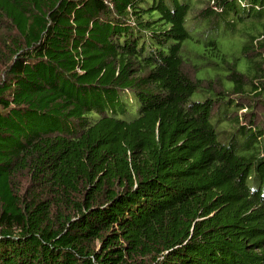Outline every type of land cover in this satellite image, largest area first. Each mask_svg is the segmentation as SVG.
<instances>
[{
  "label": "trees",
  "instance_id": "trees-1",
  "mask_svg": "<svg viewBox=\"0 0 264 264\" xmlns=\"http://www.w3.org/2000/svg\"><path fill=\"white\" fill-rule=\"evenodd\" d=\"M259 114L264 0H0V264H264Z\"/></svg>",
  "mask_w": 264,
  "mask_h": 264
},
{
  "label": "rangeland",
  "instance_id": "rangeland-1",
  "mask_svg": "<svg viewBox=\"0 0 264 264\" xmlns=\"http://www.w3.org/2000/svg\"><path fill=\"white\" fill-rule=\"evenodd\" d=\"M226 47L228 48V50L224 49V53L226 54V56L228 57L229 60H232L234 58L238 59L237 64L239 66V68H242L245 66V64L247 63L245 58L241 56V45H242V40L239 42H235L233 40H229L225 42ZM190 51L188 53H186V57L188 60H190L193 64L198 66V71L196 74V77L198 79L204 80V79H210L213 77V72L210 68H208L207 66L201 64V61L197 59V55L194 52V48L189 49ZM226 84H228V82H226ZM211 94L208 93L207 91H197L196 93H194L190 100L191 101H198V100H203L207 97H210ZM244 110L240 111L243 112ZM259 110L258 108H256L254 110V113L258 114ZM256 123L260 126L262 125V128H264V118H262L259 115H257V119H256Z\"/></svg>",
  "mask_w": 264,
  "mask_h": 264
}]
</instances>
